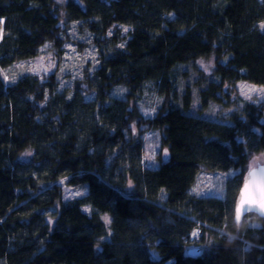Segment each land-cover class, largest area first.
Segmentation results:
<instances>
[{"label":"trees","instance_id":"obj_1","mask_svg":"<svg viewBox=\"0 0 264 264\" xmlns=\"http://www.w3.org/2000/svg\"><path fill=\"white\" fill-rule=\"evenodd\" d=\"M0 19V264H264V218L234 220L250 158L264 160V106L235 89L264 92V0H0ZM77 30L97 49L81 80L5 83ZM140 127L160 134L155 168ZM201 170L235 173L222 198L192 193ZM62 180L86 194L63 201Z\"/></svg>","mask_w":264,"mask_h":264},{"label":"rangeland","instance_id":"obj_2","mask_svg":"<svg viewBox=\"0 0 264 264\" xmlns=\"http://www.w3.org/2000/svg\"><path fill=\"white\" fill-rule=\"evenodd\" d=\"M58 5L62 6L68 1L79 2L80 0H54ZM4 21L0 19V40L3 35ZM122 36L127 34L125 28H119ZM71 38L62 47L59 56L55 53L43 51L41 55L34 59L20 61L10 68L2 70V77L6 84L16 81L24 75L36 77L39 80H44L52 74H57L60 79L62 88H68L72 83L81 80L85 74L90 72L97 63V49L91 43V40L83 35H79V31L71 32ZM112 35L109 31L108 37ZM198 66L205 72H210L212 69V59H201L197 62ZM249 88H255L256 91H248ZM235 89L237 94L244 101L253 103L255 105L264 106V92L259 86L239 82L236 84ZM116 95L121 96L122 91L116 90ZM155 88L153 85L148 84L145 86L142 98L139 103V110L144 119H151L156 110ZM140 131V132H139ZM137 134L141 137L143 142V165L147 168H155L158 165L157 157L160 159L166 157V152L161 146L160 134L157 131L148 130L146 127H140ZM264 165V160L261 156L255 155L250 158L248 164V171L255 166ZM235 173L227 172H207L201 170L196 183L192 188V193L199 197H215L222 198L224 195L225 181L232 177ZM62 190L63 201H69L80 198L86 194V186H67L65 181L59 182ZM83 212L89 213L87 208H83ZM107 217V216H105ZM104 217V218H105ZM108 224V223H107ZM194 249V248H192Z\"/></svg>","mask_w":264,"mask_h":264},{"label":"snow or ice","instance_id":"obj_3","mask_svg":"<svg viewBox=\"0 0 264 264\" xmlns=\"http://www.w3.org/2000/svg\"><path fill=\"white\" fill-rule=\"evenodd\" d=\"M264 28V23L261 24ZM127 31V28L124 29ZM248 91H256L255 88H249ZM256 209L264 213V168L253 166L248 173L244 182V187L240 193L239 203L236 207V220L239 221L241 215L245 211ZM105 222L110 223L108 217H105Z\"/></svg>","mask_w":264,"mask_h":264},{"label":"water","instance_id":"obj_4","mask_svg":"<svg viewBox=\"0 0 264 264\" xmlns=\"http://www.w3.org/2000/svg\"><path fill=\"white\" fill-rule=\"evenodd\" d=\"M257 168H264V165H259V166H257ZM249 173V172H248ZM247 176H248V174H247ZM244 187V183L242 184V186H241V188H240V191H239V199H240V193H241V190H242V188ZM239 203V200H238V202H237V204ZM237 204H236V206H235V208H234V220H235V222L236 223H239V222H241V220L244 218V217H246L248 214H255V215H257V216H259V217H261V218H264V213H261L260 211H258V210H256V209H253L252 211H245V212H243V214L241 215V218H240V220L239 221H237L236 220V207H237ZM188 255H190V256H198L199 255V250H197V249H194V250H190V251H188Z\"/></svg>","mask_w":264,"mask_h":264}]
</instances>
